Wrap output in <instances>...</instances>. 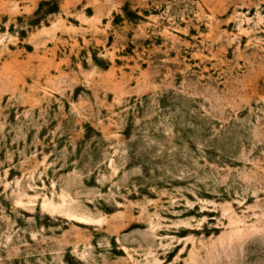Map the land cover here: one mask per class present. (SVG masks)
Returning a JSON list of instances; mask_svg holds the SVG:
<instances>
[{"label":"rangeland","instance_id":"rangeland-1","mask_svg":"<svg viewBox=\"0 0 264 264\" xmlns=\"http://www.w3.org/2000/svg\"><path fill=\"white\" fill-rule=\"evenodd\" d=\"M0 264H264V0H0Z\"/></svg>","mask_w":264,"mask_h":264}]
</instances>
